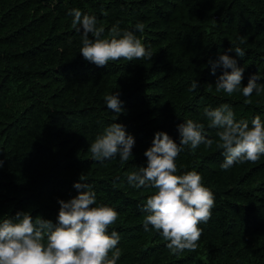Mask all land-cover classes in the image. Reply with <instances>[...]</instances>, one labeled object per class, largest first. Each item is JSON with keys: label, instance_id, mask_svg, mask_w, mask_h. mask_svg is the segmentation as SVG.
<instances>
[{"label": "trees", "instance_id": "1", "mask_svg": "<svg viewBox=\"0 0 264 264\" xmlns=\"http://www.w3.org/2000/svg\"><path fill=\"white\" fill-rule=\"evenodd\" d=\"M72 9L96 17L102 38L114 25L132 31L152 58L86 61ZM237 46L244 57L229 51ZM224 54L244 68L241 87L256 73L264 87V0H0V220L29 212L56 223L58 200L77 196L83 176L97 203L118 213L109 227L120 236L117 264H264V155L223 170L217 129L204 116L227 104L237 121L264 122V92H217L224 69L213 74L210 61ZM116 91L118 116L104 100ZM187 119L203 123L213 144L185 147L177 174L197 171L215 203L197 248L174 254L151 225L144 230L156 189L132 187L127 176L146 166L156 132L179 144ZM115 122L134 137L132 157L93 160L91 143Z\"/></svg>", "mask_w": 264, "mask_h": 264}, {"label": "clouds", "instance_id": "2", "mask_svg": "<svg viewBox=\"0 0 264 264\" xmlns=\"http://www.w3.org/2000/svg\"><path fill=\"white\" fill-rule=\"evenodd\" d=\"M72 26L82 32L80 53L83 58L97 67H107L110 61L151 59L153 54L145 49L141 40L132 31H121L114 25L108 38H102L103 27L97 26L94 16L81 13L79 9L70 10ZM141 33L143 23L135 25ZM243 42V41H241ZM237 56L244 57L240 47L230 48ZM212 73L217 67L224 69L215 83L217 92L232 95L238 90L244 97H250L254 91L264 92L259 87V75L249 77L246 86L241 87L244 68L227 54L220 55L211 62ZM231 71H228V70ZM199 88L194 81L189 88L193 92ZM107 108L117 116L123 111L119 92L104 97ZM204 116L208 127L217 129V147L222 149L224 157L221 168L227 170L235 163H255L264 155V122L259 115L251 120L237 121L234 112L227 105L214 109L205 108ZM203 123L187 119L177 126L180 142L177 144L166 132H156L152 146L144 155L146 166L128 174L129 185L135 188L152 187L155 193L150 195L143 210V226L149 231V225L156 230L174 253L197 248L202 223L211 218L214 207V195L205 187L202 176L195 170L177 174L176 157L185 147L192 150L201 144L211 146L213 141L204 132ZM134 137L126 133L125 126L113 123L95 138L88 151L92 159L103 162L119 156L122 162L132 157ZM0 161V167H3ZM73 187L78 195L68 201L58 200L60 205L57 222L33 217L29 212H18L13 218L0 220V264H117L121 251L117 247L120 236L109 227L118 219V213L112 207L98 204L94 191L80 177ZM85 189L84 191H79ZM95 205V206H93Z\"/></svg>", "mask_w": 264, "mask_h": 264}]
</instances>
